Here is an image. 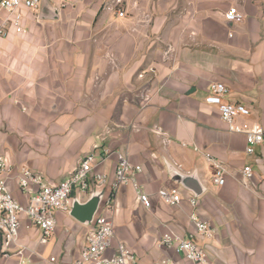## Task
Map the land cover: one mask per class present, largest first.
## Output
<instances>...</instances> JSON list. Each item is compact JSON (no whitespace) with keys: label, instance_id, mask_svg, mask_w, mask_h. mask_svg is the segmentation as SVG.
I'll return each instance as SVG.
<instances>
[{"label":"crops","instance_id":"crops-1","mask_svg":"<svg viewBox=\"0 0 264 264\" xmlns=\"http://www.w3.org/2000/svg\"><path fill=\"white\" fill-rule=\"evenodd\" d=\"M232 6L241 20L225 19ZM22 12L24 31L9 28L0 38V156L41 172L48 184L90 150L109 148L139 164L151 206L131 184L118 187L108 254L121 240L141 264L164 257L192 264L157 245L172 231L203 248L210 264H264V139L246 155L244 135L229 131L205 102L209 84L223 83L224 99L249 109L237 121L264 131V0H43L37 18ZM115 163L113 154L97 166L107 183H92L89 194L103 198ZM246 164L250 178L242 174ZM217 167L222 185L212 181ZM7 186L18 202L28 201L15 174ZM159 189H177L180 201L164 202ZM192 212L209 223V236L196 230ZM55 216L44 245L39 228L21 219L18 242L31 250L24 264H53L50 256L68 264L78 256L92 224L68 212ZM28 253L0 252V264H21Z\"/></svg>","mask_w":264,"mask_h":264},{"label":"built area","instance_id":"built-area-1","mask_svg":"<svg viewBox=\"0 0 264 264\" xmlns=\"http://www.w3.org/2000/svg\"><path fill=\"white\" fill-rule=\"evenodd\" d=\"M41 0H0V38L8 34L9 28L15 33H22L23 9L37 12ZM117 15L123 16L124 12L117 10ZM37 18V14L35 13ZM227 21H239L243 14L234 6L224 13ZM228 92L226 85L220 82H211L208 86V94L205 102L217 107L220 119L226 123L228 130L243 134L245 137L244 152L252 155L255 147L264 139V131L260 123L242 121L237 117L248 116L249 109L236 101H228L225 95ZM113 154L116 155L115 169L112 181L108 184V190L103 195L98 214L93 218L91 227L86 234V243L80 248L78 256L68 264H141L136 254L121 240L116 241L113 252L108 254L114 240V228L112 214L115 208V191L119 186L131 184L138 191L140 203L150 208L149 196L142 192L137 180L142 168L139 164L130 162L123 153L103 148L99 152L90 150L84 153L78 160L75 168L57 184H48L41 172L32 171L26 166L14 167L0 156V252L3 256L11 254H23L21 264L31 258L29 247L20 245L19 227L24 217L31 225H36L40 234L37 243L46 244L57 227L56 211L68 212L71 206V197L77 193L82 197L89 194L91 184L104 186L107 183V175L95 171L97 166L104 163ZM15 174L18 189L28 195L26 203L18 202L7 186V180ZM245 178H250L253 169L249 164L242 168ZM212 181L217 185L224 183L223 169L217 167L212 175ZM160 199L174 205L181 199L177 189H159L157 192ZM189 202L195 205L196 201L191 198ZM190 221L196 230L203 235L209 236L211 226L208 222L200 220L195 212L190 214ZM157 245L164 249L180 254L192 264H210L207 253L192 240L184 238L172 231H167L158 239ZM15 248L10 251L9 248ZM49 261L53 264H65L50 256ZM149 264H176V262L164 257Z\"/></svg>","mask_w":264,"mask_h":264},{"label":"water","instance_id":"water-1","mask_svg":"<svg viewBox=\"0 0 264 264\" xmlns=\"http://www.w3.org/2000/svg\"><path fill=\"white\" fill-rule=\"evenodd\" d=\"M40 7H43V0H41ZM38 16L44 17V15H40V13L38 14ZM101 198V192L90 193L84 201L73 198L71 200V206L68 214L80 223L87 225L92 222L93 217L99 207Z\"/></svg>","mask_w":264,"mask_h":264}]
</instances>
